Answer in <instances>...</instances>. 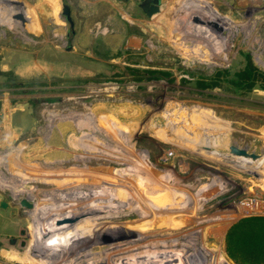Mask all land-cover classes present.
Here are the masks:
<instances>
[{"label": "rangeland", "instance_id": "1", "mask_svg": "<svg viewBox=\"0 0 264 264\" xmlns=\"http://www.w3.org/2000/svg\"><path fill=\"white\" fill-rule=\"evenodd\" d=\"M33 2L0 0V155L13 151L19 168L0 162V183L32 193L92 187L96 207L122 212L38 244L40 217L0 187V264H83L86 253L123 244L114 238L121 233L142 238L119 256L127 261L160 251L164 264H232L227 228L264 216V0H158L151 17L140 9L143 0H114L115 14L95 6L76 13L72 27L63 19L38 35L26 19ZM207 9L232 27L215 51L194 43L188 25ZM17 13L23 27L11 20ZM210 140L215 147H202ZM231 146L257 158L232 156ZM36 168L45 179H61L59 170L86 175L48 185ZM92 235L98 248L68 256Z\"/></svg>", "mask_w": 264, "mask_h": 264}, {"label": "bare ground", "instance_id": "2", "mask_svg": "<svg viewBox=\"0 0 264 264\" xmlns=\"http://www.w3.org/2000/svg\"><path fill=\"white\" fill-rule=\"evenodd\" d=\"M200 8V7H199ZM205 9V8H204ZM202 9H199V11ZM202 14V15H201ZM201 14H198V12L194 13L191 15V18L188 21V25L190 27L191 34L194 37V43L197 42L199 43L200 41L207 43V44H212V50L215 51V49L219 48L218 46L216 47V44H221L225 42L226 43V39L230 34V30H232V27H229L228 25L226 26H222V27H218L216 26V22L214 20L210 19V11L207 9L204 12H202ZM209 14V15H208ZM1 15V14H0ZM3 15V14H2ZM28 15V14H27ZM2 18V17H1ZM29 16L26 17V19H28ZM29 22V21H28ZM174 26V25H173ZM180 28V27H179ZM185 30V29H184ZM209 32V34L207 35L206 32ZM189 32V31H188ZM190 33V32H189ZM211 33L212 35L218 39V40H214L211 37ZM214 44V45H213ZM203 47H206L205 44H203ZM220 45V46H221ZM223 48V47H222ZM221 48V49H222ZM207 49V48H205ZM210 49V48H209ZM220 49V50H221ZM208 50V49H207ZM218 50V49H217ZM204 51V50H203ZM206 51V50H205ZM209 51V50H208ZM222 51V50H221ZM221 51H219V53H222ZM207 53V52H206ZM203 60V59H202ZM134 122V121H133ZM128 123V122H127ZM123 127L125 125L122 124ZM152 125V124H151ZM132 126V125H131ZM131 128V127H130ZM135 128V126H134ZM158 130V129H157ZM180 130V129H179ZM175 131V134H179L178 137H183L186 141L190 140L191 137H189V134H183V132L181 133V131ZM58 131V130H56ZM104 131V130H103ZM102 132V131H101ZM59 133V132H58ZM56 134V133H55ZM181 134V135H180ZM103 135V134H102ZM165 135V134H164ZM58 136V135H57ZM60 136V135H59ZM56 137V136H55ZM80 137V136H79ZM106 137V136H105ZM61 138V137H60ZM212 139V138H211ZM62 140V139H61ZM59 141V140H58ZM192 142H199V143H203L202 142V138H198L195 137L194 135H192V139L190 140ZM206 141V138H205ZM216 142V141H215ZM64 143H66V145H68L69 141L65 140ZM79 145V143H77ZM81 145V144H80ZM79 145V146H80ZM205 145V143H204ZM202 147H215V143H213V140H210V144H206L205 146ZM208 145V146H207ZM82 146V145H81ZM123 146V145H122ZM201 146V145H200ZM195 147V146H194ZM123 149L125 147H122ZM122 149V150H123ZM20 151V150H19ZM13 151H8L7 153H2L0 155V162L2 163H8V167L11 170H15V169H19V168H15L13 166L14 161L11 160V156H13L14 154H11ZM17 154V153H16ZM133 154V152L131 153ZM138 154V153H137ZM139 155H141V152H139ZM11 157V158H10ZM237 161V160H236ZM239 161V160H238ZM241 161V160H240ZM19 162H17L18 164ZM21 164V163H20ZM83 164V163H82ZM30 167H33L31 164L28 165L27 168L25 169H29ZM21 168V167H20ZM62 168V167H61ZM24 169V168H23ZM32 169V168H30ZM37 169V168H36ZM45 172H48L49 170H51L50 168H45L44 169ZM60 174H61V179H57V178H53L51 175L47 174L46 179H45V175L37 169V172L39 175L42 174V176H44V180L48 183V185H52V184H64V186H68L70 182L67 181H71L73 179L75 180H79L81 178H83L86 174H80L77 173V171L73 172L71 170L65 171V170H59ZM37 173H34L35 177H39L36 175ZM63 180V182H61ZM3 184V183H2ZM0 183V187L4 188L5 190H10L13 192L12 196H15V198L13 199L15 203H17L19 205V207L21 209H23L27 214L30 212H33L32 217H40L41 220H36L37 222L34 221L35 223V231L39 233V237H41V241L38 242L39 243H46V242H55L59 239V235H63L66 231H68V229H72L75 228L76 226H79V224H85V223H93V221L99 220V219H107V218H111L114 216H120L121 215V209L119 210H100V208L95 206V199H98V193H96V188H92V187H78L79 191L76 190L72 193H64L62 192L60 189V187L58 188H53L50 191H34L32 193L33 190H35V188H20V187H15V185L13 184H7L4 183V186ZM63 186V187H64ZM82 189V190H81ZM27 194L28 196H25L21 199H19L18 197H20L22 194ZM34 195V196H32ZM50 197V198H49ZM35 198L37 201V203L35 201H32L30 199ZM46 201H45V200ZM94 200V201H93ZM25 201L26 207L22 208L20 206V202ZM92 201L91 205H88V203ZM52 206L49 208V205ZM152 204H156L155 202H152ZM40 205V206H39ZM47 206L49 209H53V210H49L50 214H47ZM46 207V208H45ZM39 208V209H38ZM43 208V209H42ZM98 208V209H97ZM106 208V207H105ZM102 209V208H101ZM174 209V208H173ZM128 210V209H127ZM138 210V209H136ZM140 210V209H139ZM142 210V209H141ZM130 211V209H129ZM147 211V210H146ZM153 211V210H152ZM53 212V213H51ZM148 212V211H147ZM156 212V211H155ZM125 213V212H124ZM158 213V211H157ZM156 213V214H157ZM40 214V216H38ZM128 214V213H127ZM143 214V213H142ZM150 214V213H149ZM37 219V218H36ZM33 223V224H34ZM147 230V229H146ZM146 230L144 232H146ZM150 230V229H149ZM148 232V231H147ZM146 232V233H147ZM152 232V231H151ZM157 232V231H156ZM138 233V232H137ZM143 233V232H142ZM152 234V233H151ZM136 235V234H135ZM133 237H128V234L126 233H121L120 236H116L114 237L115 239H119L120 242H122L123 244L119 245L118 247H111L109 249L106 250V252H108V254H99V255H95V254H88L86 253V261L82 260L83 264H94L96 263V261H99L100 259L103 260L105 259L107 261L108 264H112V262L115 260V264H160L162 261H164V259L167 257H163L160 251H158L156 253V256H154V258L152 259L151 257H147V258H143V256L145 254H143V256L141 257L142 259H138V257L140 258V255L137 257L136 260H132L133 256H129V260L127 261L126 259L128 257L122 256L119 257L120 255H123L124 252L126 250H130L131 247H133L135 245V243L139 242L142 240L141 236L138 237V235ZM113 236V235H112ZM144 236V235H143ZM69 237V236H68ZM101 237V236H100ZM163 237V236H162ZM159 238V237H158ZM164 238H166L164 236ZM39 239V238H38ZM97 237L93 236L90 238H87L85 240L86 243H84V245H77V249H75L73 253L69 254L68 256L72 257L75 254H79V253H84L85 254V250L82 249V246L85 247L89 244H91V249H95L98 248V242H97ZM168 239V238H167ZM116 240V241H117ZM110 241V240H109ZM106 242V241H105ZM113 242V241H112ZM111 242V243H112ZM190 242V241H189ZM163 243V242H162ZM83 244V243H81ZM101 244V243H100ZM108 244V243H107ZM157 244V243H156ZM159 244V243H158ZM76 245V244H75ZM110 245V244H109ZM162 245V244H160ZM73 245H71L70 248H72ZM111 246V245H110ZM106 248V247H105ZM160 247H158L159 249ZM164 249V248H163ZM162 249V250H163ZM204 249V248H203ZM207 249V248H206ZM89 250V249H88ZM152 250V249H151ZM166 250L169 251V249L166 248ZM171 250V249H170ZM91 251V250H90ZM101 251V250H100ZM121 251V252H119ZM187 251V250H186ZM136 252V251H135ZM138 252V251H137ZM165 252V251H164ZM173 252V251H172ZM132 253V252H129ZM151 253V252H150ZM212 253V252H211ZM128 254V253H127ZM162 254V255H161ZM169 252H167L166 255H168ZM206 254V252H205ZM125 255V254H124ZM131 255V254H130ZM177 255V254H176ZM204 255V254H203ZM136 256V255H135ZM148 256V255H147ZM175 256V255H174ZM70 257V258H71ZM169 257V256H168ZM172 257V256H171ZM170 257V258H171ZM177 257V256H176ZM181 257V256H179ZM193 257V256H192ZM169 258V260H170ZM121 259V260H120ZM134 259V258H133ZM181 259V258H180ZM186 259V257L184 258ZM191 259V257H190ZM126 260L124 263L123 261ZM173 260V259H172ZM175 260V259H174ZM192 260V259H191ZM199 260V259H198ZM105 261V262H106ZM116 261L118 263H116ZM184 261V260H183ZM202 261V260H201ZM200 261V262H201ZM103 262V261H102ZM176 262V261H174ZM180 262V260H179ZM196 262V261H195ZM200 262L198 264H200ZM204 262V261H203ZM70 262H65V264H69ZM99 263V262H98ZM163 263V262H162ZM173 263V262H171ZM190 263V260L187 258L186 263L187 264ZM164 264V263H163ZM168 264V263H167ZM177 264H178V260H177ZM180 264V263H179Z\"/></svg>", "mask_w": 264, "mask_h": 264}, {"label": "trees", "instance_id": "3", "mask_svg": "<svg viewBox=\"0 0 264 264\" xmlns=\"http://www.w3.org/2000/svg\"><path fill=\"white\" fill-rule=\"evenodd\" d=\"M224 252L234 264H264V216H246L231 224Z\"/></svg>", "mask_w": 264, "mask_h": 264}, {"label": "crops", "instance_id": "4", "mask_svg": "<svg viewBox=\"0 0 264 264\" xmlns=\"http://www.w3.org/2000/svg\"><path fill=\"white\" fill-rule=\"evenodd\" d=\"M33 4L29 6V8L33 11V17L29 16L28 21L32 22L31 28H33V34L38 35L42 33L43 31H46V28L51 24H59L61 20H65V17L61 16L59 13L60 9V2L59 0H34ZM63 4L67 5L70 9V18L73 22L74 15L77 13L79 14H92L95 6H101L106 11V14H108L110 11L115 14V2L114 0H62ZM114 4V5H113ZM73 6H76L75 9H73ZM94 7L93 10H90V7ZM87 7L88 9H86ZM30 9V10H31ZM210 11V10H209ZM30 15V14H29ZM210 19L214 20L216 22V26L222 27L226 26V22L222 19H217V21L214 19L212 12L210 11ZM57 22V23H56ZM57 26V25H55ZM47 33L44 32V36ZM48 47L43 48V52L47 51ZM70 48V50H68ZM65 48V52H71L73 47ZM53 50L58 51V47L54 46ZM30 68V67H29ZM28 68V69H29ZM17 70H21L20 66H17ZM17 75H21V73L17 72ZM228 258V257H227ZM229 259V258H228ZM230 260V259H229ZM230 262L234 264L231 260Z\"/></svg>", "mask_w": 264, "mask_h": 264}, {"label": "water", "instance_id": "5", "mask_svg": "<svg viewBox=\"0 0 264 264\" xmlns=\"http://www.w3.org/2000/svg\"><path fill=\"white\" fill-rule=\"evenodd\" d=\"M59 2H60V9H59L60 15L65 17V21L68 23L69 27H72V20L70 18L69 7L63 4L62 0H59ZM140 9L146 16L151 17L159 12V2L158 0H143L142 4L140 5ZM11 20L15 23H18L22 27L23 25H25V19L20 13L12 15ZM23 106L25 107L26 105L25 104L16 105L17 108L23 107ZM228 151H229V154L232 156H237V157L244 158L247 160L255 161V159L257 158V155L248 154L245 150L238 149L232 146L228 147ZM20 206L22 208H25L26 207L25 201L20 202Z\"/></svg>", "mask_w": 264, "mask_h": 264}]
</instances>
